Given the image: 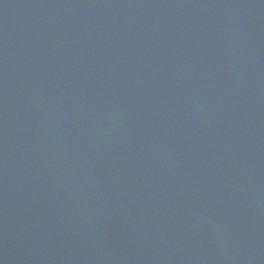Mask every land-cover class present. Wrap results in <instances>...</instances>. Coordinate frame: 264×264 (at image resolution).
Segmentation results:
<instances>
[{
  "label": "water",
  "instance_id": "water-1",
  "mask_svg": "<svg viewBox=\"0 0 264 264\" xmlns=\"http://www.w3.org/2000/svg\"><path fill=\"white\" fill-rule=\"evenodd\" d=\"M0 264H264V0H0Z\"/></svg>",
  "mask_w": 264,
  "mask_h": 264
}]
</instances>
